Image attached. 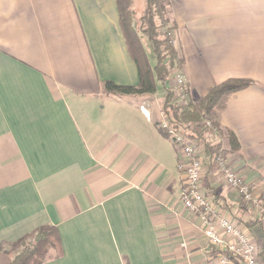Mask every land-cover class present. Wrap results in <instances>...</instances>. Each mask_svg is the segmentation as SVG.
<instances>
[{
  "label": "crops",
  "instance_id": "1",
  "mask_svg": "<svg viewBox=\"0 0 264 264\" xmlns=\"http://www.w3.org/2000/svg\"><path fill=\"white\" fill-rule=\"evenodd\" d=\"M169 18L191 103L213 85L251 82L219 125L224 148L228 133L240 148L224 162L260 187L264 0H169ZM138 80L115 0H0V264L10 261L2 244L42 225L57 228L63 250L45 264L206 263L180 200L182 154L154 126L164 92L101 96L104 82ZM201 186L249 220L218 166L203 164Z\"/></svg>",
  "mask_w": 264,
  "mask_h": 264
},
{
  "label": "trees",
  "instance_id": "2",
  "mask_svg": "<svg viewBox=\"0 0 264 264\" xmlns=\"http://www.w3.org/2000/svg\"><path fill=\"white\" fill-rule=\"evenodd\" d=\"M115 1L126 49L137 68L139 80L135 87L104 82L100 86L101 94L114 97L150 96L158 89L163 91L162 108L168 116L170 127L181 132L186 140L202 145L200 157L210 172L219 162L225 161L230 154H236L240 149L230 133L227 135L229 147L224 148L225 138L219 125V117L228 98L251 82L230 80L213 85L196 103L177 107L168 80L172 70H180L183 60L179 58L170 36L174 24L169 18V0ZM161 31L164 33L161 34ZM206 120L211 122L210 127L204 124ZM158 125V122L154 123L160 136L171 142L170 137ZM209 196L214 197L226 209L232 210L235 207L217 197L211 190ZM245 224L250 230H259L255 220L249 219ZM261 239H264V235ZM1 250L10 259L8 264H45L63 257L59 232L52 225H42L13 243H4Z\"/></svg>",
  "mask_w": 264,
  "mask_h": 264
},
{
  "label": "built area",
  "instance_id": "3",
  "mask_svg": "<svg viewBox=\"0 0 264 264\" xmlns=\"http://www.w3.org/2000/svg\"><path fill=\"white\" fill-rule=\"evenodd\" d=\"M168 86L175 95L177 107L191 103L186 79L180 70L171 71ZM158 123V127L166 132L182 154L183 161L179 165L182 171L180 200L184 209L196 219L197 228L204 238L205 250L209 254L205 264H264V239L255 237L253 231L257 229L250 230L239 220L237 211L234 213L222 207L202 189L204 163L197 143L186 140L181 132L170 127L163 108ZM204 124L211 126L209 120L204 121ZM217 166L224 183L238 193L249 219L257 221L264 235V181L260 187H256L238 176L226 162L221 161Z\"/></svg>",
  "mask_w": 264,
  "mask_h": 264
},
{
  "label": "rangeland",
  "instance_id": "4",
  "mask_svg": "<svg viewBox=\"0 0 264 264\" xmlns=\"http://www.w3.org/2000/svg\"><path fill=\"white\" fill-rule=\"evenodd\" d=\"M165 31V30H164ZM164 31H161V34H163L164 33ZM163 38V37H162ZM101 96H105V97H107L106 95H101ZM114 97V96H113ZM129 97H131V96H129ZM121 98H127V97H121ZM159 98H160V95H159ZM197 146L199 147V149H200V151L202 150V145L200 144V143H197ZM247 220V219H246ZM253 233H254V235H255V237L258 239V240H260L261 239V236H263V233L259 230V232L258 233H255V230L253 231Z\"/></svg>",
  "mask_w": 264,
  "mask_h": 264
}]
</instances>
